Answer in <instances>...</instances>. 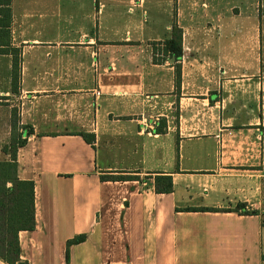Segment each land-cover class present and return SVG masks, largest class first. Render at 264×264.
<instances>
[{"label": "crops", "instance_id": "1", "mask_svg": "<svg viewBox=\"0 0 264 264\" xmlns=\"http://www.w3.org/2000/svg\"><path fill=\"white\" fill-rule=\"evenodd\" d=\"M11 11L20 80L14 93L13 58L0 55V162L15 112L33 130L17 156L35 187L22 260L264 264V0H11ZM174 24L179 87L175 61L154 62ZM119 174L138 180L101 181ZM159 174L172 193L155 192ZM238 204L254 213L179 211Z\"/></svg>", "mask_w": 264, "mask_h": 264}, {"label": "trees", "instance_id": "2", "mask_svg": "<svg viewBox=\"0 0 264 264\" xmlns=\"http://www.w3.org/2000/svg\"><path fill=\"white\" fill-rule=\"evenodd\" d=\"M12 11L11 0H0V55H11L13 58V92H18L20 80L21 51L11 46ZM182 30L173 25L171 37L163 43L161 52L164 58H154V62L162 63L168 57L175 59L176 78L179 87L181 67L177 64L182 59ZM26 131V134L20 132ZM158 134L164 131L160 127ZM33 134L30 126H20L17 114L14 112L12 119V136L10 144L4 150L10 155L9 161L0 162V263L1 264H29L22 260V249L19 235L21 232H32L36 229L35 187L31 181H23L18 177L17 156L20 148L24 147L27 138ZM81 136L93 145L95 135L82 133ZM138 180L137 176L131 175H103L102 182H122ZM154 187L157 194H170L174 190L172 176L166 174L156 175ZM182 212H217L233 211L243 215H252L254 212L246 210L245 204H238L233 210H219L213 208H185ZM87 235L75 236L67 241L66 261H70V249L86 241Z\"/></svg>", "mask_w": 264, "mask_h": 264}, {"label": "water", "instance_id": "3", "mask_svg": "<svg viewBox=\"0 0 264 264\" xmlns=\"http://www.w3.org/2000/svg\"><path fill=\"white\" fill-rule=\"evenodd\" d=\"M172 61L174 62V61H175V59L173 58V59H172Z\"/></svg>", "mask_w": 264, "mask_h": 264}, {"label": "rangeland", "instance_id": "4", "mask_svg": "<svg viewBox=\"0 0 264 264\" xmlns=\"http://www.w3.org/2000/svg\"><path fill=\"white\" fill-rule=\"evenodd\" d=\"M1 264V263H0Z\"/></svg>", "mask_w": 264, "mask_h": 264}]
</instances>
